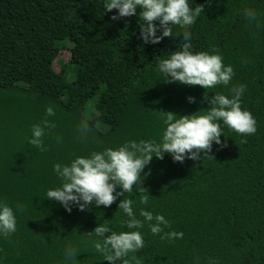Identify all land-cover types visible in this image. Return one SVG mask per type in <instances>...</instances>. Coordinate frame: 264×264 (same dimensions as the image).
<instances>
[{"label":"trees","instance_id":"1","mask_svg":"<svg viewBox=\"0 0 264 264\" xmlns=\"http://www.w3.org/2000/svg\"><path fill=\"white\" fill-rule=\"evenodd\" d=\"M107 2L0 0V202L17 218L14 234H0V264H108L94 247L97 240L103 243L93 233L101 225L117 234H142L145 247L128 254L129 264H264V0H188L193 11L204 8L187 29L192 51L222 55L235 73L229 85L207 90L169 84L157 70L160 59L179 50L186 29L173 26L172 37L145 44L142 9L113 20L119 13L106 12ZM246 10L256 20L246 19ZM61 41L70 44L71 57L56 71ZM241 84L242 109L257 120L254 135L242 136L221 121L227 146L213 143L214 159L201 154L200 160L180 163L170 154L153 157L141 174L147 192L134 186L110 207L80 211L73 204L68 212L48 200L47 192L63 183L55 164L70 165L133 141L159 143L166 130L161 112L205 115L215 94L231 98V89ZM96 105L102 110L93 111ZM49 106L55 115L46 117ZM89 107L92 116L86 115ZM45 118L56 127L46 130L48 151L40 152L28 140L33 125ZM82 119L91 126L86 136L78 130ZM144 195L147 204L140 203ZM124 199L133 201L142 228L127 227L119 209ZM141 209L163 215L171 224L164 232H182L183 238L154 235ZM69 248L76 250L74 260L66 259Z\"/></svg>","mask_w":264,"mask_h":264},{"label":"clouds","instance_id":"2","mask_svg":"<svg viewBox=\"0 0 264 264\" xmlns=\"http://www.w3.org/2000/svg\"><path fill=\"white\" fill-rule=\"evenodd\" d=\"M137 8L142 9L139 20L141 37L145 44H159L165 37H172L173 26L186 29L179 50L170 54L169 58L158 61L157 70L167 77V83L200 86L206 90L230 84L235 74L234 69L224 65L222 55L192 51L191 33L187 29L195 24L197 17L204 12L203 6H196L193 11L188 0H110L105 4L106 12L118 10L119 15L113 16V20L136 16ZM245 16L249 21L257 18L252 10H246ZM158 32H162V35L158 36ZM245 90L246 85L241 84L231 89V98L224 94H215L209 101L212 107L205 115L179 117L171 112H161L165 116L166 130L159 143L133 141L115 150L109 148L103 152H93L90 157H77L70 165L55 164L54 171L63 183L61 187L47 192L48 200L60 202L68 212L72 211L73 204L78 205L80 211H85L91 205L110 207L119 196L131 193L134 186L141 192L146 191L142 187L145 177L141 174L153 157L163 160L165 154H170L174 162L180 163L185 159L200 160L201 154L203 158H213L209 155L213 143L227 146L221 141V136H224L221 121L242 136L254 135L257 132V120L251 112L243 110L241 106V97ZM188 99L190 103H195L194 97ZM204 99L209 100V97L205 95ZM54 115V109L49 106L46 109V117ZM55 127L56 125L47 118L40 124L33 125L28 143L40 152L48 151L43 138L47 134L46 130ZM78 130L86 136L91 131L89 121L82 119ZM242 142L247 143V140ZM117 187L123 191L117 192ZM148 200L149 196L144 195L140 203L147 204ZM119 209L128 217V228L139 229L144 226V222L134 214L131 199H124L119 204ZM17 210L23 212L24 207L17 205ZM140 215L149 223L154 235L163 233L160 237L162 240L183 238L182 232H164V228H170L171 224L163 215L154 216L143 209ZM153 221L155 223H152ZM16 231V214L6 202H0V234L9 237ZM93 233L103 239V243L97 240L94 247L96 252L104 255L108 264H117L118 261L129 264L126 259L128 254L137 253L145 247L144 238L139 231L117 234L101 225L96 227ZM109 233L110 235H107ZM76 255L74 248L66 250L67 260H74Z\"/></svg>","mask_w":264,"mask_h":264},{"label":"rangeland","instance_id":"3","mask_svg":"<svg viewBox=\"0 0 264 264\" xmlns=\"http://www.w3.org/2000/svg\"><path fill=\"white\" fill-rule=\"evenodd\" d=\"M61 42L63 44L62 46H64L65 48L64 47L62 48L61 54L59 56V60L54 63V68L56 71H60L62 66L65 65L70 60V57H71V52L68 48V47H70V44L69 43L64 44L63 43L64 41H61ZM95 110L101 111L102 107L100 105H96V107H95V109H93V111H95ZM92 113H93L92 109H91V107H89V109H87V111H86V115L92 116ZM103 126H105V127H101V130L103 132H106L108 130V127L106 125H103Z\"/></svg>","mask_w":264,"mask_h":264}]
</instances>
